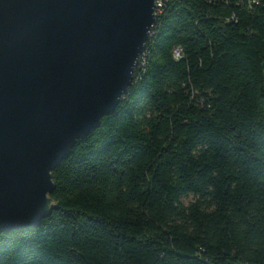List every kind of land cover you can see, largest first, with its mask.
<instances>
[{
	"label": "trees",
	"instance_id": "trees-1",
	"mask_svg": "<svg viewBox=\"0 0 264 264\" xmlns=\"http://www.w3.org/2000/svg\"><path fill=\"white\" fill-rule=\"evenodd\" d=\"M253 2L162 0L132 85L51 173L50 216L0 232V264H264Z\"/></svg>",
	"mask_w": 264,
	"mask_h": 264
},
{
	"label": "water",
	"instance_id": "water-1",
	"mask_svg": "<svg viewBox=\"0 0 264 264\" xmlns=\"http://www.w3.org/2000/svg\"><path fill=\"white\" fill-rule=\"evenodd\" d=\"M155 25L156 0H0V232L50 216L51 173L114 113Z\"/></svg>",
	"mask_w": 264,
	"mask_h": 264
},
{
	"label": "built area",
	"instance_id": "built-area-1",
	"mask_svg": "<svg viewBox=\"0 0 264 264\" xmlns=\"http://www.w3.org/2000/svg\"><path fill=\"white\" fill-rule=\"evenodd\" d=\"M250 3H254L253 0H250ZM161 8H162V0H158V8L156 9V11L160 10Z\"/></svg>",
	"mask_w": 264,
	"mask_h": 264
},
{
	"label": "bare ground",
	"instance_id": "bare-ground-1",
	"mask_svg": "<svg viewBox=\"0 0 264 264\" xmlns=\"http://www.w3.org/2000/svg\"><path fill=\"white\" fill-rule=\"evenodd\" d=\"M158 8V0H156V9ZM157 12L158 11H156V17H157ZM141 57V56H140ZM139 62V61H138Z\"/></svg>",
	"mask_w": 264,
	"mask_h": 264
},
{
	"label": "rangeland",
	"instance_id": "rangeland-1",
	"mask_svg": "<svg viewBox=\"0 0 264 264\" xmlns=\"http://www.w3.org/2000/svg\"><path fill=\"white\" fill-rule=\"evenodd\" d=\"M189 201H191V199L187 200L186 202H189Z\"/></svg>",
	"mask_w": 264,
	"mask_h": 264
}]
</instances>
